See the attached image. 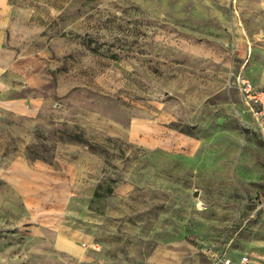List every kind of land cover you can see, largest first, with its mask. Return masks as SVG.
Wrapping results in <instances>:
<instances>
[{
    "label": "rangeland",
    "instance_id": "rangeland-1",
    "mask_svg": "<svg viewBox=\"0 0 264 264\" xmlns=\"http://www.w3.org/2000/svg\"><path fill=\"white\" fill-rule=\"evenodd\" d=\"M239 74L264 0H0V263L264 264Z\"/></svg>",
    "mask_w": 264,
    "mask_h": 264
},
{
    "label": "built area",
    "instance_id": "built-area-1",
    "mask_svg": "<svg viewBox=\"0 0 264 264\" xmlns=\"http://www.w3.org/2000/svg\"><path fill=\"white\" fill-rule=\"evenodd\" d=\"M236 83L250 109L258 117H264V87L256 84L243 74L236 76ZM208 248L215 258L214 264H251L250 256L247 254L242 255L240 258L233 257L229 252V246L221 251H216L213 246H208Z\"/></svg>",
    "mask_w": 264,
    "mask_h": 264
},
{
    "label": "water",
    "instance_id": "water-1",
    "mask_svg": "<svg viewBox=\"0 0 264 264\" xmlns=\"http://www.w3.org/2000/svg\"><path fill=\"white\" fill-rule=\"evenodd\" d=\"M196 194H198V192Z\"/></svg>",
    "mask_w": 264,
    "mask_h": 264
}]
</instances>
